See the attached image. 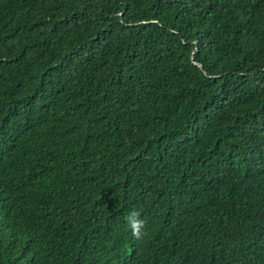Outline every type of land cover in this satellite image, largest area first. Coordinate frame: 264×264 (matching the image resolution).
<instances>
[{"label":"trees","instance_id":"16d2710c","mask_svg":"<svg viewBox=\"0 0 264 264\" xmlns=\"http://www.w3.org/2000/svg\"><path fill=\"white\" fill-rule=\"evenodd\" d=\"M0 264H264V0H0Z\"/></svg>","mask_w":264,"mask_h":264},{"label":"clouds","instance_id":"9594fccd","mask_svg":"<svg viewBox=\"0 0 264 264\" xmlns=\"http://www.w3.org/2000/svg\"><path fill=\"white\" fill-rule=\"evenodd\" d=\"M124 219L135 239L140 240L146 236L145 222L141 218V213L139 211L135 209L129 211Z\"/></svg>","mask_w":264,"mask_h":264}]
</instances>
